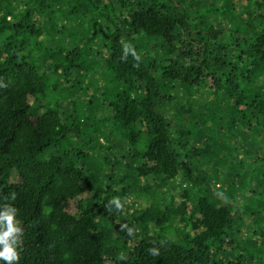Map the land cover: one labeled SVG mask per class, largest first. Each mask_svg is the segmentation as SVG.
I'll use <instances>...</instances> for the list:
<instances>
[{"label":"trees","instance_id":"16d2710c","mask_svg":"<svg viewBox=\"0 0 264 264\" xmlns=\"http://www.w3.org/2000/svg\"><path fill=\"white\" fill-rule=\"evenodd\" d=\"M59 1L20 0L22 11L6 8L0 19V209L14 208L21 229L14 264H111L106 259V233L96 218H106V208L115 209L116 215L123 210L110 204L109 187L101 190L89 181L85 168L73 161L74 149L64 152L59 147L70 136L80 138L79 125H64L63 118L66 123L69 118L58 105L44 107L39 116L31 103L45 93L50 74L58 69L65 76H80L97 63L90 60L96 55L91 44L86 55L68 44L46 50L49 60L42 63L37 51L29 50L24 37L40 36L35 23L48 11L52 17ZM100 3L109 13L93 19L103 22L108 41L102 65L115 88L102 96L101 129L95 127L88 145L103 135L108 142L102 149L105 161L124 171L134 161L144 180L158 176L173 181L183 169L184 179L198 193L197 217L185 236L189 244L158 233L133 237L123 231L127 222L117 224L110 218L119 239L129 246L112 264H263L264 230L252 233L254 248H243L237 241V225L260 216L251 207L264 204L262 187L248 190L243 182H225V193L239 188V202L246 203L242 209L215 193L204 176L191 174L193 162L208 150L197 146L203 137L196 140V131L184 127L182 115L189 109L178 103L177 93L191 87L196 92L202 79L211 77L237 113L250 111L257 124H264V0H227L223 16H237L231 15L237 21L228 28L221 19L216 26L200 28L189 20L187 6L199 5L204 13L216 14V0H76L78 7L62 11L57 20L76 11L80 17L89 15ZM57 29L59 36L67 31L63 25ZM44 62L47 72L42 71ZM71 83L78 86L77 80ZM254 84L263 92L250 90ZM126 144L134 150L125 149ZM210 161L216 166L211 156ZM261 174L263 178L264 170ZM185 198L177 204L183 207ZM91 200H96L93 206ZM220 255L223 258L216 260Z\"/></svg>","mask_w":264,"mask_h":264},{"label":"rangeland","instance_id":"374dc122","mask_svg":"<svg viewBox=\"0 0 264 264\" xmlns=\"http://www.w3.org/2000/svg\"><path fill=\"white\" fill-rule=\"evenodd\" d=\"M216 1L218 2V13L216 14L204 13L199 5H192V7L186 5L189 20L194 28L211 23L216 26L220 19L221 24L228 28L237 21L231 18V15L237 17L236 14L228 13L223 16V8L227 0ZM95 6L92 11L88 12L89 15L85 14L80 17V12L76 11L74 16L71 15L59 22L57 18L62 15V11L78 7L76 0H61L56 4L55 14L52 17L48 16L49 11L39 16L35 26L40 32V36L36 38L27 35L24 40L30 51H37L38 63L49 60L48 57H45L46 50H58L66 44L69 48L81 49L84 55L87 53L89 44L94 48L93 53L96 55L90 60H95L97 63L93 70L87 74L82 72L80 76L75 72L73 75L65 76L62 74V69H58L53 76L50 74L49 86L45 93L32 99L31 103L35 107L36 115L39 116L43 115L44 107L52 108L58 105L62 108L63 115L69 118L68 123L63 118L64 125H79L82 131L79 135L80 138L70 136L59 147L64 152L74 149L73 161L85 168L89 181L101 190L109 187L110 204L123 210L121 215H116L115 209L106 208L107 217L104 218L102 214H99L96 218L106 233V259L112 264L123 257L129 246L126 247L127 245H124L123 241L119 239L120 233L111 227L110 218L117 224L118 222H127L129 226L123 227V231L133 237L158 233L173 241L189 244L185 236L191 234L190 222L197 217L195 200L198 193L184 179L185 171L183 169L173 181L163 182L162 178L158 176L153 177L154 180H144L140 178L134 161H131V166L125 171L120 168L115 170L112 166L114 162L110 159L111 164L105 161L102 149L108 146V142L103 135L100 134L99 141L94 139L92 146L88 145L87 141L95 127L101 129L99 121L102 119V114L105 113L101 109L102 96L114 91L115 88L102 65L101 57L104 56L108 41L103 31V22L93 19L96 15L109 13L110 9L103 3ZM6 8L9 10L17 8L22 11L20 0H0V19ZM10 19L8 17L7 21ZM60 25L67 28V31L61 33L62 37L58 35L60 29L57 27ZM72 32L75 35H71ZM88 59L83 57L82 61ZM49 62L57 61L50 60ZM44 65L45 62L42 64V71L47 72ZM74 80H77L78 86L71 83ZM202 81L196 92L195 88L191 87L185 93H177L178 103L189 109V112L185 113L186 116L182 115L186 123L184 127L196 131V140L200 141L203 137L204 142L209 143L206 145L201 142L197 145L203 150H208V153H205L199 161L193 162L191 174L197 177L204 176L206 180H209L215 193L221 192V196H225L229 202L234 205L238 204L243 209L246 208V203L239 202V195H241L239 188L235 186L236 188L233 187L225 193L223 192L226 186L225 182L228 179H233L236 185L243 182V186L248 190L253 186H261V200L264 199V177H259L264 170V124H257L250 111L237 113L233 108L232 100L227 98L224 100V94L216 87L213 78L205 77ZM257 81L258 85L262 84L260 78ZM250 90L263 92V89H258L255 84L250 87ZM108 96L110 95L108 94ZM216 101L221 105L219 109L213 107V102L217 103ZM174 106H170V113ZM124 148L128 151L134 150L128 144ZM210 156L216 166L212 165ZM253 159L254 162L256 161L255 164L252 162ZM10 179H13V182L16 180L13 176ZM91 194L88 193V196ZM99 196L103 198L105 195L100 194ZM184 197H186L184 199L186 204L181 207L177 201L183 202L182 198ZM95 201L91 200L90 204L93 206ZM87 202L86 200L85 204ZM259 204L252 206L251 209L256 207V212L260 216L247 219L244 224L237 225L239 232L237 241L242 243L243 248H254L257 240L252 236V233L257 228L264 230V204L258 207ZM218 247V245L215 246V248ZM225 256L228 260L231 258V253ZM221 258H223L222 255L215 257L216 260Z\"/></svg>","mask_w":264,"mask_h":264},{"label":"clouds","instance_id":"9594fccd","mask_svg":"<svg viewBox=\"0 0 264 264\" xmlns=\"http://www.w3.org/2000/svg\"><path fill=\"white\" fill-rule=\"evenodd\" d=\"M15 216L16 210L12 207L0 209V261L3 264H14L19 259L16 246L21 229Z\"/></svg>","mask_w":264,"mask_h":264}]
</instances>
